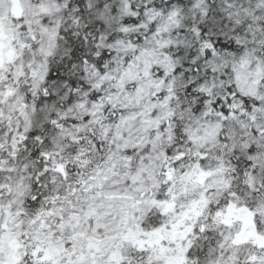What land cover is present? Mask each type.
Masks as SVG:
<instances>
[{"label": "snow or ice", "instance_id": "1", "mask_svg": "<svg viewBox=\"0 0 264 264\" xmlns=\"http://www.w3.org/2000/svg\"><path fill=\"white\" fill-rule=\"evenodd\" d=\"M0 264H264V0H0Z\"/></svg>", "mask_w": 264, "mask_h": 264}]
</instances>
